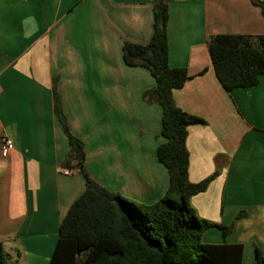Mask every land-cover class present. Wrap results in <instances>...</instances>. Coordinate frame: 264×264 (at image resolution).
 <instances>
[{"label": "crops", "instance_id": "obj_1", "mask_svg": "<svg viewBox=\"0 0 264 264\" xmlns=\"http://www.w3.org/2000/svg\"><path fill=\"white\" fill-rule=\"evenodd\" d=\"M154 2L0 0V139L13 144L0 157V242L17 250L14 264H49L60 222L84 192L76 170L62 169L69 145L53 112L54 82L91 178L137 206L165 195L162 110L142 100L155 81L122 58L125 43H148ZM217 35H264L261 9L250 0H168V64L192 77L172 98L204 121L187 129L188 180L217 174L189 205L198 219L231 227L227 236L206 231L204 244L242 245V264H252L256 250L264 258V76L226 92L207 46Z\"/></svg>", "mask_w": 264, "mask_h": 264}, {"label": "trees", "instance_id": "obj_2", "mask_svg": "<svg viewBox=\"0 0 264 264\" xmlns=\"http://www.w3.org/2000/svg\"><path fill=\"white\" fill-rule=\"evenodd\" d=\"M250 1L264 17V2ZM167 23L168 0H155L148 43H125L122 49L127 67L143 68L155 81L142 100L162 110L160 137L164 142L156 150V161L167 171L168 189L155 204L134 205L91 178L83 161H78L83 144L69 132L54 82L53 112L69 145L62 169L76 170L84 192L60 222L49 264H242V245L202 242L206 231L217 229L227 236L231 227L198 219L189 205L190 198L203 193L217 174L197 184L188 180L187 129L204 121L174 104L173 91L192 77L185 69L169 67ZM207 46L216 79L226 92L252 88L264 76V35H217ZM0 264H11L1 242ZM252 264H264L258 250Z\"/></svg>", "mask_w": 264, "mask_h": 264}, {"label": "built area", "instance_id": "obj_3", "mask_svg": "<svg viewBox=\"0 0 264 264\" xmlns=\"http://www.w3.org/2000/svg\"><path fill=\"white\" fill-rule=\"evenodd\" d=\"M12 149H13V144H12L11 140H9L6 137H2L0 139V157L1 158L8 157V155L12 151ZM63 174L68 176V175H70V172L64 171Z\"/></svg>", "mask_w": 264, "mask_h": 264}, {"label": "rangeland", "instance_id": "obj_4", "mask_svg": "<svg viewBox=\"0 0 264 264\" xmlns=\"http://www.w3.org/2000/svg\"><path fill=\"white\" fill-rule=\"evenodd\" d=\"M6 257L8 259V261L11 264H14V261L17 260V250H13V249H4Z\"/></svg>", "mask_w": 264, "mask_h": 264}, {"label": "water", "instance_id": "obj_5", "mask_svg": "<svg viewBox=\"0 0 264 264\" xmlns=\"http://www.w3.org/2000/svg\"><path fill=\"white\" fill-rule=\"evenodd\" d=\"M78 161H79V162H82V161H83V156H82V155L79 156Z\"/></svg>", "mask_w": 264, "mask_h": 264}]
</instances>
